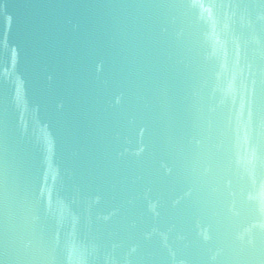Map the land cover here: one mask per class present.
<instances>
[{
    "label": "water",
    "instance_id": "1",
    "mask_svg": "<svg viewBox=\"0 0 264 264\" xmlns=\"http://www.w3.org/2000/svg\"><path fill=\"white\" fill-rule=\"evenodd\" d=\"M0 264H264V0H0Z\"/></svg>",
    "mask_w": 264,
    "mask_h": 264
}]
</instances>
